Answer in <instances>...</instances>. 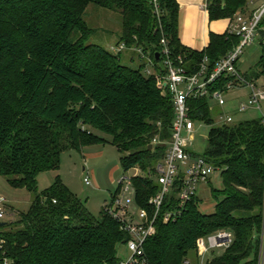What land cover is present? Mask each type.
Instances as JSON below:
<instances>
[{
  "label": "trees",
  "instance_id": "16d2710c",
  "mask_svg": "<svg viewBox=\"0 0 264 264\" xmlns=\"http://www.w3.org/2000/svg\"><path fill=\"white\" fill-rule=\"evenodd\" d=\"M207 2L211 21L231 19L248 6L247 0ZM158 3L159 18L151 0H0V176L33 195L18 221L0 224V264L117 263V248L126 236L105 208L96 218L60 176L42 192L38 178L60 170L63 152L108 143L98 132L111 138L125 171L138 166L144 171V177L131 180L137 205L145 207L156 196L160 188L148 175L163 161L167 147L150 146L155 138L170 139L172 99L146 75L145 62L131 68L122 62V53L93 43L95 30L85 21L88 8L119 14L122 33L116 46L141 49L157 70L161 64L155 56L163 38L175 56L192 67L207 57L209 68L240 41L229 32L212 33L206 50L190 51L179 39L177 0ZM246 77H264V47ZM189 105L194 121L213 123L208 99ZM202 157L223 178L222 189H212L215 212L203 214L195 197L178 220H158L145 247L147 257L151 264H185L198 239L228 231L231 246L207 264H259L264 225L261 119L212 128ZM175 205L174 198L167 199L163 210Z\"/></svg>",
  "mask_w": 264,
  "mask_h": 264
},
{
  "label": "built area",
  "instance_id": "2783aa9c",
  "mask_svg": "<svg viewBox=\"0 0 264 264\" xmlns=\"http://www.w3.org/2000/svg\"><path fill=\"white\" fill-rule=\"evenodd\" d=\"M155 14L160 17L161 9L158 0H151ZM264 0L257 9L246 8L230 19L229 33L240 38L239 44L225 57L209 68V59L192 67L182 56H175L170 49L169 42L161 40V61L160 70H157L154 59L139 48L127 49L124 43L112 46L113 53H122L125 50H132L139 54L145 62V73L153 76L157 85L169 95L174 107V121L171 129V136L168 141H161L155 138L152 141L154 146L166 145L167 150L164 159L158 164L154 173H149L159 191L156 196L151 197L145 207L138 206V213L133 215L130 211L131 200L123 198V184L126 178L120 180V189L112 197L110 205L105 206L106 213L118 222L121 231L126 239L123 246L128 250V257L121 259L118 256L116 264H151L146 255L147 241L156 232V223L161 220L164 223L178 220L185 212L186 207L197 197V190L200 184L211 183V177L220 169L215 167L206 158L191 151L194 145L196 124L199 122L191 118V107L189 102L197 99H208L209 103L215 101L223 109L219 114V125L217 127L231 126L238 120V114L246 113L251 109L259 110L262 113L261 121L264 126V77L259 80H249L239 70V63L242 59L245 48L258 44L264 47ZM219 85V88L216 86ZM248 89L249 97L241 101L237 109L225 112L228 101L226 96L240 89ZM211 111V107H210ZM145 176V175H144ZM87 186H92L90 178H84ZM130 185H133L132 182ZM128 190V188L126 189ZM174 198L176 205L172 209L163 210L167 199ZM8 203L6 199L0 198V220L6 216ZM233 242V235L228 231H220L206 238L197 241L199 264H204L206 256L213 249H228ZM1 246V244H0ZM186 264H189L188 262ZM259 264H264V226L261 234V250Z\"/></svg>",
  "mask_w": 264,
  "mask_h": 264
},
{
  "label": "rangeland",
  "instance_id": "374dc122",
  "mask_svg": "<svg viewBox=\"0 0 264 264\" xmlns=\"http://www.w3.org/2000/svg\"><path fill=\"white\" fill-rule=\"evenodd\" d=\"M248 10L259 8L262 0H247ZM240 13V12H238ZM85 21L88 26L95 30L92 37L93 43L101 46L110 53L112 46H116L121 40L122 19L119 14L91 5L85 15ZM262 55V49L258 44L245 48L242 59L239 63V70L242 74L250 75ZM122 62L131 68H138L144 61L140 60L139 54L132 50H125L121 54ZM133 58L134 62H130ZM145 64V63H144ZM249 97L248 89H240L226 96L228 101L225 112L231 109H237L241 101L247 100ZM213 123L199 122L196 124V133L194 135V145L191 151L204 156L208 149V138L212 128L219 125V114L223 112L215 101L210 102ZM264 110V102L262 103ZM262 113L259 110L251 109L246 113L238 114V121L261 119ZM96 135L105 138L109 142L103 145H97L84 148L82 151L68 150L63 152L61 156V166L58 172H45L38 178V190L42 192L51 187L57 176H60L64 185L77 198L82 200L88 211L96 218L101 216L105 206L110 205L112 197L115 196L120 189V180L126 178L123 184V198L125 201L131 200L130 211L133 215L138 213L136 203V192L131 184L133 178L144 177V171L141 167H134L129 171H125L120 157L121 154L117 148L111 144V138L95 132ZM89 177L92 186L84 183V178ZM223 178L221 172H217L211 177V183H202L197 190V197L201 201L200 211L203 214H211L215 212L217 201L213 197L212 189L221 190ZM128 188V190H126ZM0 198L6 199L8 207L6 216L1 223H10L18 221L20 213H27L33 201V195L26 189H16L11 187L7 181L0 176ZM201 239V238H200ZM199 240V239H198ZM197 240V241H198ZM117 253L121 259L128 257V250L119 245ZM198 245L196 242V252H191L186 263L196 264L198 258ZM224 253L223 249H213L203 261L207 264L213 257H219ZM199 261V258H198ZM185 263V264H186ZM199 264V262H198Z\"/></svg>",
  "mask_w": 264,
  "mask_h": 264
},
{
  "label": "crops",
  "instance_id": "0c3cea01",
  "mask_svg": "<svg viewBox=\"0 0 264 264\" xmlns=\"http://www.w3.org/2000/svg\"><path fill=\"white\" fill-rule=\"evenodd\" d=\"M207 1L177 0L180 7L179 39L182 45L190 51L203 52L210 44L212 33L223 35L229 31L230 19L218 21L209 19Z\"/></svg>",
  "mask_w": 264,
  "mask_h": 264
},
{
  "label": "water",
  "instance_id": "95a60500",
  "mask_svg": "<svg viewBox=\"0 0 264 264\" xmlns=\"http://www.w3.org/2000/svg\"><path fill=\"white\" fill-rule=\"evenodd\" d=\"M155 57H156V60H157L161 65H163V64H162V61H161V56H160V54L157 53ZM150 148H152V146H150ZM1 226H2V225H1Z\"/></svg>",
  "mask_w": 264,
  "mask_h": 264
}]
</instances>
